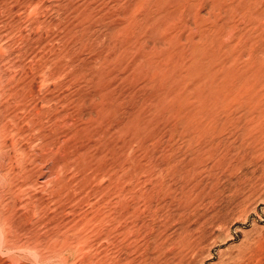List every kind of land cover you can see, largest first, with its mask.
<instances>
[{
	"label": "rangeland",
	"instance_id": "obj_1",
	"mask_svg": "<svg viewBox=\"0 0 264 264\" xmlns=\"http://www.w3.org/2000/svg\"><path fill=\"white\" fill-rule=\"evenodd\" d=\"M261 37L264 0H0V264H261Z\"/></svg>",
	"mask_w": 264,
	"mask_h": 264
},
{
	"label": "bare ground",
	"instance_id": "obj_2",
	"mask_svg": "<svg viewBox=\"0 0 264 264\" xmlns=\"http://www.w3.org/2000/svg\"><path fill=\"white\" fill-rule=\"evenodd\" d=\"M258 23H261L260 21L258 22ZM262 24V23H261ZM258 25V24H257ZM261 36V35H260ZM257 39H259V37L257 38ZM252 42V41H251ZM255 42V41H254ZM259 45H260V47L258 48V46L257 47H255V48H253L250 52H248L249 53V56L250 57H253V59L255 60V63L257 62V60H258V56H259V52L260 53H262V54H264V38L263 37H261L260 38V40H259V43H258ZM181 55V54H180ZM180 57V56H179ZM245 57V56H244ZM246 57H248V56H246ZM245 57V58H246ZM260 58V57H259ZM254 63V64H255ZM247 68H248V66H247ZM250 68V67H249ZM255 69V68H254ZM250 71V70H249ZM258 71V70H257ZM253 72V70L251 71V73ZM247 73H248V71H247ZM251 73H249V74H251ZM258 73V72H257ZM258 75H260V74H258ZM248 77V76H247ZM246 77V78H247ZM258 77V76H257ZM257 77H255V80H256V82H257ZM261 78H263V77H261ZM261 78H260V80H261ZM264 81V80H263ZM262 83H264V82H262ZM254 84V83H253ZM247 90V89H246ZM248 90H249V88H248ZM248 90H247V92H248ZM250 92H251V95L253 94L254 96H256V95H258L259 94V92H261L260 91V89L259 90H257V88H256V85L254 84V85H252L251 87H250ZM262 98V97H261ZM262 100V99H261ZM253 101V100H252ZM92 102V101H91ZM260 102V101H259ZM264 106H262V108H263ZM115 110V109H114ZM260 110H261V108H260ZM126 112V111H125ZM263 112H264V110H263ZM262 115H263V113H262ZM249 117H251V116H249ZM248 117V118H249ZM232 119V118H231ZM242 119V118H241ZM247 120V119H246ZM229 121V120H228ZM234 121V120H233ZM224 122H226V121H224ZM233 123V122H232ZM235 123V122H234ZM223 135H225V134H222L219 138H218V141H220V142H225L226 140H224V137L226 136V137H230V136H228V135H225L224 137H223ZM34 138V137H33ZM40 140V139H39ZM223 142V143H224ZM227 142V141H226ZM227 144V143H226ZM5 158V157H4ZM35 161V160H34ZM7 164V163H6ZM4 167V166H3ZM96 168V167H95ZM25 176V175H24ZM7 189V188H6ZM12 205V204H11ZM2 225V224H1ZM259 260H260V263L261 264H264V256H263V253H261L260 254V256H259Z\"/></svg>",
	"mask_w": 264,
	"mask_h": 264
}]
</instances>
